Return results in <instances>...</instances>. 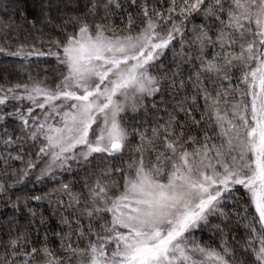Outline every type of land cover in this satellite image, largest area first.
Masks as SVG:
<instances>
[{
	"label": "snow or ice",
	"instance_id": "1",
	"mask_svg": "<svg viewBox=\"0 0 264 264\" xmlns=\"http://www.w3.org/2000/svg\"><path fill=\"white\" fill-rule=\"evenodd\" d=\"M34 6L0 0V264H264V0Z\"/></svg>",
	"mask_w": 264,
	"mask_h": 264
},
{
	"label": "trees",
	"instance_id": "2",
	"mask_svg": "<svg viewBox=\"0 0 264 264\" xmlns=\"http://www.w3.org/2000/svg\"><path fill=\"white\" fill-rule=\"evenodd\" d=\"M26 8L28 11V18L34 19V12H35V6H34V0H26ZM177 50L179 49V46L177 45ZM37 48H41V45L37 44ZM12 51H14L15 49H11ZM168 59L171 58V52L168 53ZM32 65H36L39 64L40 67H44L46 65H54L55 64V59L53 57H41L39 59H37L36 57H31L30 61H29ZM25 63V61L23 60V58L20 57H11V56H5L4 54H0V67H8V68H16L19 65ZM10 79H12V77H10ZM4 80L3 78H0V84H3ZM118 163V161H117ZM19 166V165H17ZM29 188H31L32 186L29 185ZM49 187H51V185H49ZM47 189H42L40 186H36V191L35 192H30L29 194H37L41 191H44ZM30 206H43L45 208H47V204L46 202H44L42 205L37 204L36 202H34L32 205ZM7 212L8 215H11V211H10V206L8 209H5L3 206V201L0 200V214ZM0 218H2V215H0ZM21 223H23V220L21 221ZM3 239H7V237H3ZM205 239H207V237H205Z\"/></svg>",
	"mask_w": 264,
	"mask_h": 264
}]
</instances>
